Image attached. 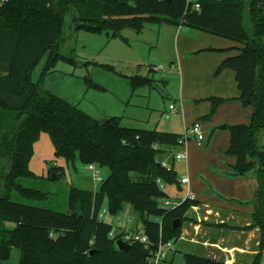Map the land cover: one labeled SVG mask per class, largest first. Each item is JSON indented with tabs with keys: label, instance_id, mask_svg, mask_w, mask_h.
<instances>
[{
	"label": "trees",
	"instance_id": "1",
	"mask_svg": "<svg viewBox=\"0 0 264 264\" xmlns=\"http://www.w3.org/2000/svg\"><path fill=\"white\" fill-rule=\"evenodd\" d=\"M197 3L199 11L189 7L187 0H0V181L4 191L0 194V264L10 260L14 248L20 264H155L152 252L160 242L180 239L187 213L198 204L185 200L171 208L162 205L170 198L162 186H181L172 155L179 149L182 134L126 128L117 117L107 118L101 127L99 119L31 81V70L46 52L55 59L61 57L58 51L70 7L75 10L77 32L107 30L114 38L127 27L141 32L147 24H170L242 45L238 56L223 60L216 75L234 71L240 100L253 109L249 124L228 125V154L236 157L235 175L253 172L258 181L253 226L247 229L259 227L264 236V146L258 139L264 130V0ZM128 78L134 88L153 82L138 74ZM206 100L212 104L208 119L231 101L214 96ZM41 133L50 136L55 156L67 164L79 160L110 172L97 192L72 187L67 213L13 200L14 193L35 201L49 196L20 184L23 178H38L29 163ZM169 156L170 171L162 164ZM49 176L63 179L66 169L53 166ZM125 204L139 213L149 248L129 242L130 248L121 251L116 243L125 232L115 233L100 218L105 205L116 217ZM176 220L181 222L178 229ZM263 250L262 240L252 264L262 263ZM184 258L186 264H226L190 253Z\"/></svg>",
	"mask_w": 264,
	"mask_h": 264
},
{
	"label": "rangeland",
	"instance_id": "2",
	"mask_svg": "<svg viewBox=\"0 0 264 264\" xmlns=\"http://www.w3.org/2000/svg\"><path fill=\"white\" fill-rule=\"evenodd\" d=\"M69 9L58 51L61 57L55 59L52 52H46L30 72L33 83L78 106L94 119L102 121L107 118H121V125L126 128L184 135L185 131L197 121L202 127L212 123L219 109L208 119L212 104L206 100V97L200 95L204 93L203 86L192 79L191 82L182 84L176 45L185 44L188 42L187 39L197 41L201 36L205 37L206 42L208 39L214 42L231 40L205 34L194 28L170 24L159 26L147 24L141 32L127 27L114 38L107 30L92 32L80 29L77 32L73 24L75 10L71 7ZM245 24L247 30L251 32V22L247 16H245ZM199 64H201L200 56L191 54L182 61V69L188 76L192 72L198 74ZM139 65L142 68L137 70ZM135 74L149 76L153 81L152 86L145 84L134 88L128 77ZM199 74L202 75V70ZM171 105L176 108L175 111L170 110ZM224 126L225 124L213 125L210 132H205L207 138L215 133L231 134L230 130L220 131ZM258 139L259 144L264 146V130L260 132ZM187 147L193 152L202 149L198 147L195 139L188 141ZM185 149L179 148V150ZM33 152L29 168L38 178H23L20 184L46 192L49 196L46 200L35 201L18 198L14 193L13 200L37 208L67 213L72 187L98 191L102 182L95 180V173L98 172L102 180L110 174L107 168L95 166V170H91L89 165H83L79 160L67 164L64 159L57 158L50 136L46 133L40 134ZM166 160L172 164L170 156ZM175 164L178 176L179 171L187 170L185 161L176 160ZM53 166L65 168V178L60 180L51 178L49 173ZM202 166L204 167V165L199 166L200 177H203L202 174L205 172V167L203 169ZM165 191L173 198H187L185 187L179 188L177 184L165 185ZM0 194H4L1 181ZM103 210L106 213L103 217L104 221L114 227L115 233L123 230L138 232L143 229L139 213L135 212L130 204H125L116 217H112L107 212L106 205ZM7 225L14 227L13 223ZM171 243L175 252L167 251L166 260L157 264H186L184 254L195 255L194 250L188 247L189 244L186 242L171 241ZM19 257V251L14 248L10 260L5 264H20Z\"/></svg>",
	"mask_w": 264,
	"mask_h": 264
},
{
	"label": "crops",
	"instance_id": "3",
	"mask_svg": "<svg viewBox=\"0 0 264 264\" xmlns=\"http://www.w3.org/2000/svg\"><path fill=\"white\" fill-rule=\"evenodd\" d=\"M204 39L205 37L201 36L200 41L187 39L188 42L185 44L176 45L183 85L187 81L195 80L203 86L204 93L200 94L203 95L202 97L207 99L214 96L231 99L218 108L215 119L212 123L205 124L202 127L203 130L210 132L213 125L225 124L228 127V125L250 123L253 109L245 107L240 100L241 92L236 83L235 72L226 69L220 75H216L223 60L238 56L241 53L238 49L242 45L233 41L214 42L211 39L206 42ZM223 49L226 51L219 52ZM191 54H198L201 64H199L198 74L192 72L188 76L182 69V61ZM138 67L142 68L141 65ZM138 67L137 70H140L141 68L138 69ZM201 70L202 75L199 74ZM181 96L183 98V92ZM225 130L220 129L223 132ZM210 136L209 143L201 145L197 143L198 147L202 148L198 151H190L187 144L185 146L187 159L182 161H185L187 170L179 171V176L178 174L177 176L178 179L184 176L190 179L189 184L181 183L180 188L185 187L186 196L187 192L191 191L196 196L195 201H198V204L187 213L188 221L183 223L182 234L178 241L189 244L188 247L194 250L196 256L224 261L226 264H252L255 255L260 252L262 240L264 242L261 228L247 229L253 226L256 197L252 193L250 183L256 177L253 172L243 174V176L234 174L236 157L228 154L231 134L228 132L226 134L215 133ZM166 161L169 162V160ZM173 164L176 171L175 160ZM200 165L205 167L204 169L202 166L205 170L203 177L199 176ZM162 189L165 191V185ZM168 196L170 198L167 200L174 206L184 200L173 198L170 194ZM261 264H264V257Z\"/></svg>",
	"mask_w": 264,
	"mask_h": 264
},
{
	"label": "built area",
	"instance_id": "4",
	"mask_svg": "<svg viewBox=\"0 0 264 264\" xmlns=\"http://www.w3.org/2000/svg\"><path fill=\"white\" fill-rule=\"evenodd\" d=\"M197 1L198 0H187L189 7L192 6L193 10L199 11L201 7L197 3ZM170 110L175 111L176 109L173 105H171ZM185 132L186 133L179 139L178 148L185 149L187 142L190 141L191 139H195L199 145L207 142V139H208L207 135H206L205 131L203 130L200 122H195L194 125H192ZM172 156H173V159L175 161L176 160L181 161V160L187 159L186 150H179L178 149L177 151L173 152ZM162 164L169 171L172 169V166H171V164L168 163V161L164 160L162 162ZM89 166H90L91 170H95V166H93V165H89ZM95 180L98 182L102 181V177L99 175L98 172L95 173ZM180 181L182 184H189L190 183V179H188V177H186V176L181 177ZM163 187L164 186H162V188ZM195 199H196V196L191 191H188L187 192V198L184 199L183 201H185V200L195 201ZM171 207H174V205L170 201L165 200L163 208L165 209V208H171ZM105 214L106 213L103 210L101 212L100 218L102 219L105 216ZM123 231L125 232V234L123 236V241L126 242L127 244H129V242L130 243L140 242V243L144 244L147 248L150 247L149 238L144 233L143 229L139 230L138 232H135V231L132 232V231H128V230H123ZM170 250H173V243H171L170 241H167L166 243L160 242L157 249L152 252V256H151L152 262L157 264L163 260H166V253H167V251H170Z\"/></svg>",
	"mask_w": 264,
	"mask_h": 264
},
{
	"label": "water",
	"instance_id": "5",
	"mask_svg": "<svg viewBox=\"0 0 264 264\" xmlns=\"http://www.w3.org/2000/svg\"><path fill=\"white\" fill-rule=\"evenodd\" d=\"M108 120L109 119H104V120L100 121V126L102 127L106 122H108ZM226 128H227V126L225 125L221 129L225 130ZM250 184H251V187H252V193H254V196L256 197L257 196V191H258V188H259V184H258L257 179H253ZM180 226H181V222L179 220L174 221V227L175 228L178 229V228H180ZM116 245L119 247V249L121 251H125V250L130 248V244H127L123 240H118Z\"/></svg>",
	"mask_w": 264,
	"mask_h": 264
}]
</instances>
